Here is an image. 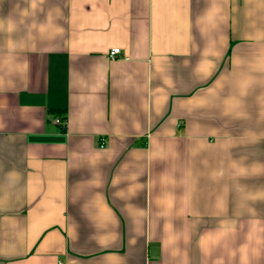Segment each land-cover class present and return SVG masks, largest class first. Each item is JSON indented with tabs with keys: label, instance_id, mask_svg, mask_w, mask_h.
Wrapping results in <instances>:
<instances>
[{
	"label": "crops",
	"instance_id": "0c3cea01",
	"mask_svg": "<svg viewBox=\"0 0 264 264\" xmlns=\"http://www.w3.org/2000/svg\"><path fill=\"white\" fill-rule=\"evenodd\" d=\"M0 264H264V0H0Z\"/></svg>",
	"mask_w": 264,
	"mask_h": 264
},
{
	"label": "built area",
	"instance_id": "2783aa9c",
	"mask_svg": "<svg viewBox=\"0 0 264 264\" xmlns=\"http://www.w3.org/2000/svg\"><path fill=\"white\" fill-rule=\"evenodd\" d=\"M121 53V50L119 48H114L110 51V57L115 58ZM56 122L62 127L65 128L66 121L63 119H57ZM103 146V145H102Z\"/></svg>",
	"mask_w": 264,
	"mask_h": 264
}]
</instances>
